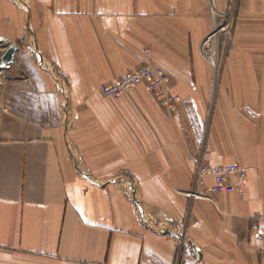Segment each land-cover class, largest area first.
Segmentation results:
<instances>
[{"label":"crops","instance_id":"crops-1","mask_svg":"<svg viewBox=\"0 0 264 264\" xmlns=\"http://www.w3.org/2000/svg\"><path fill=\"white\" fill-rule=\"evenodd\" d=\"M231 3L0 0V264H264V60L234 46L217 84L200 51ZM239 4L264 23V0ZM148 61L173 109L100 91ZM200 160L247 178L208 193Z\"/></svg>","mask_w":264,"mask_h":264},{"label":"built area","instance_id":"built-area-1","mask_svg":"<svg viewBox=\"0 0 264 264\" xmlns=\"http://www.w3.org/2000/svg\"><path fill=\"white\" fill-rule=\"evenodd\" d=\"M205 44H202L203 50ZM149 53V50H145ZM213 67L216 69L215 64ZM143 85L153 92L163 107L173 109L180 101V95L170 85L169 73L161 66L148 61L139 70L123 74L116 82L102 83L100 91L109 98L118 99L128 90ZM211 178V183L208 182ZM247 170L238 163L209 165L201 160L195 173V187H204L208 193L230 194L236 191L246 180ZM253 231L264 242V210L256 214ZM186 241V238L184 237Z\"/></svg>","mask_w":264,"mask_h":264},{"label":"rangeland","instance_id":"rangeland-1","mask_svg":"<svg viewBox=\"0 0 264 264\" xmlns=\"http://www.w3.org/2000/svg\"><path fill=\"white\" fill-rule=\"evenodd\" d=\"M241 0H232L231 6L226 11L215 12L219 14V20L214 23V27L206 35L200 44H205L201 54L204 59L210 63H214V78L218 84L223 65L227 61H231V51L234 46H243L245 52H236L239 61H263L264 60V23L247 22L241 19ZM241 19V20H240ZM263 40V41H262ZM247 50V52H246ZM250 50V51H249ZM74 124L78 122V117L73 118Z\"/></svg>","mask_w":264,"mask_h":264},{"label":"water","instance_id":"water-1","mask_svg":"<svg viewBox=\"0 0 264 264\" xmlns=\"http://www.w3.org/2000/svg\"><path fill=\"white\" fill-rule=\"evenodd\" d=\"M5 38L3 37H0V43L3 44V46H7V44L5 43ZM16 46L15 45H11L9 47V49L7 50V52L4 54L3 58H2V61L3 62H11V60L13 59L14 57V53H15V50H16Z\"/></svg>","mask_w":264,"mask_h":264}]
</instances>
